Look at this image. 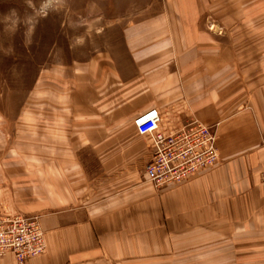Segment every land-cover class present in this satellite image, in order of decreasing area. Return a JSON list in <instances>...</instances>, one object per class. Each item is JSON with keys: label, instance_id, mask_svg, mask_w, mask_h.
Listing matches in <instances>:
<instances>
[{"label": "crops", "instance_id": "crops-1", "mask_svg": "<svg viewBox=\"0 0 264 264\" xmlns=\"http://www.w3.org/2000/svg\"><path fill=\"white\" fill-rule=\"evenodd\" d=\"M145 1L122 57L95 59L73 92L43 96L48 119L58 103L93 154L16 157L17 207L38 216L46 241L23 264H264V0ZM153 107L167 134L210 125L220 161L155 186L150 157L129 151L135 117ZM0 264L18 263L7 253Z\"/></svg>", "mask_w": 264, "mask_h": 264}, {"label": "rangeland", "instance_id": "rangeland-1", "mask_svg": "<svg viewBox=\"0 0 264 264\" xmlns=\"http://www.w3.org/2000/svg\"><path fill=\"white\" fill-rule=\"evenodd\" d=\"M146 5L145 0H0L1 219L37 216L17 207L9 175L13 166L17 170L16 157H92L93 148L77 139L81 125L59 119L58 103H51L48 119L43 96L57 95L60 88L73 92L76 75L92 69L95 59L106 63L122 57L124 29L143 18ZM163 119L161 129L167 133L165 114ZM130 132L124 126L119 134ZM130 139L132 157H152L153 138Z\"/></svg>", "mask_w": 264, "mask_h": 264}, {"label": "built area", "instance_id": "built-area-1", "mask_svg": "<svg viewBox=\"0 0 264 264\" xmlns=\"http://www.w3.org/2000/svg\"><path fill=\"white\" fill-rule=\"evenodd\" d=\"M162 121V112L156 107L140 113L134 120L139 135L153 138V154L146 165V174L155 186L182 183L220 161L216 132L210 125L194 120L186 128L167 134L161 129ZM43 232L38 216L18 214L0 218V256L12 253L17 263L23 264L43 254L46 250Z\"/></svg>", "mask_w": 264, "mask_h": 264}]
</instances>
